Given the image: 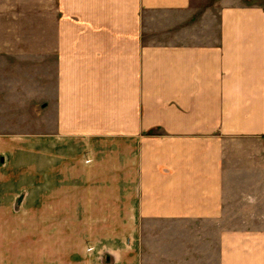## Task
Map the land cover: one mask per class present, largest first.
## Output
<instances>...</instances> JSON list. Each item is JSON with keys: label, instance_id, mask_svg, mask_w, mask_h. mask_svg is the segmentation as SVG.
<instances>
[{"label": "crops", "instance_id": "1", "mask_svg": "<svg viewBox=\"0 0 264 264\" xmlns=\"http://www.w3.org/2000/svg\"><path fill=\"white\" fill-rule=\"evenodd\" d=\"M0 264H264V1L0 0Z\"/></svg>", "mask_w": 264, "mask_h": 264}, {"label": "rangeland", "instance_id": "2", "mask_svg": "<svg viewBox=\"0 0 264 264\" xmlns=\"http://www.w3.org/2000/svg\"><path fill=\"white\" fill-rule=\"evenodd\" d=\"M243 1H246V2H249V3H251V2H254V3L258 2L259 3V2L264 1V0H243Z\"/></svg>", "mask_w": 264, "mask_h": 264}]
</instances>
